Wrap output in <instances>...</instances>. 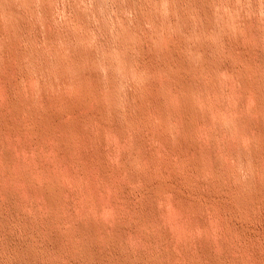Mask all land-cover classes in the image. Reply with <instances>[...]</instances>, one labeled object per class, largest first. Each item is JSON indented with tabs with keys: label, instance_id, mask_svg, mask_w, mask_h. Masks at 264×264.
Listing matches in <instances>:
<instances>
[{
	"label": "rangeland",
	"instance_id": "rangeland-1",
	"mask_svg": "<svg viewBox=\"0 0 264 264\" xmlns=\"http://www.w3.org/2000/svg\"><path fill=\"white\" fill-rule=\"evenodd\" d=\"M263 43L264 0H0V264H264Z\"/></svg>",
	"mask_w": 264,
	"mask_h": 264
},
{
	"label": "bare ground",
	"instance_id": "bare-ground-1",
	"mask_svg": "<svg viewBox=\"0 0 264 264\" xmlns=\"http://www.w3.org/2000/svg\"><path fill=\"white\" fill-rule=\"evenodd\" d=\"M5 3V2H4ZM183 3H184V0H183ZM28 4V3H27ZM181 4V3H180ZM5 5V4H4ZM26 7V6H25ZM9 9H10V7H9ZM4 16V15H3ZM5 18V17H4ZM16 19V18H15ZM5 25V24H4ZM26 36V35H25ZM17 37V36H16ZM244 39V38H243ZM264 44V43H263ZM263 51V50H262ZM86 56H87V54H86ZM213 56V55H212ZM83 59V58H82ZM182 65V64H181ZM118 67V66H117ZM79 68V67H78ZM28 70V69H27ZM103 71V70H102ZM213 71V70H212ZM182 72V71H181ZM178 73V72H177ZM8 74V73H7ZM15 74V73H14ZM10 75V74H9ZM13 75V74H12ZM65 75V74H64ZM225 75V74H224ZM183 76V75H182ZM5 77V76H4ZM12 77V76H11ZM14 77H16V76H14ZM227 77V76H226ZM174 78V77H173ZM177 78H179V77H177ZM15 79V78H14ZM198 79V78H197ZM3 80V79H2ZM17 80V79H16ZM162 80H164V79H162ZM213 80V79H212ZM211 80V81H212ZM230 80H232V79H230ZM12 81V80H11ZM10 81V82H11ZM208 81V80H207ZM218 81V80H217ZM174 82V81H173ZM227 82V81H226ZM179 83H180V81H179ZM106 84V83H105ZM104 84V85H105ZM152 84V83H151ZM176 84V83H175ZM197 84H198V81H197ZM230 84H231V82H230ZM9 85H10V83H9ZM207 85V84H206ZM226 85H228V84H226ZM234 85V84H233ZM92 87V86H91ZM229 87V86H228ZM231 87V86H230ZM15 88H16V86H15ZM155 88V87H154ZM217 88V87H216ZM227 90L229 89V88H226ZM0 90H2V91H6V88H5V86H4V83L3 82H1L0 81ZM108 90V89H107ZM231 90V89H230ZM236 90L237 89H235V91L233 90V92H236ZM1 92V91H0ZM89 93V92H88ZM98 93V92H97ZM197 93H199V92H197ZM205 93V92H204ZM11 94V93H10ZM206 94V93H205ZM18 95V94H17ZM141 95V94H140ZM233 95H234V93H233ZM232 95V96H233ZM240 95V94H239ZM187 96V95H186ZM196 96H198V95H196ZM231 96V97H232ZM1 97H3L2 96V94H1ZM80 97V96H79ZM5 98H6V96H5ZM76 98V97H75ZM82 98V97H81ZM197 98V97H196ZM202 96L200 97V100H204V98H202ZM3 99V98H2ZM10 99V98H9ZM26 99H27V97H26ZM77 99H79V98H77ZM76 99V100H77ZM105 99V98H104ZM80 100V99H79ZM91 100V99H90ZM207 100V99H206ZM3 101H5L4 99H3ZM26 101V100H25ZM43 101V100H42ZM78 101V100H77ZM3 103V102H2ZM65 103V102H64ZM198 103V102H197ZM85 104V103H84ZM211 104V103H210ZM216 104V103H215ZM235 104V103H234ZM1 105V104H0ZM73 105V104H72ZM129 105V104H128ZM228 105V104H227ZM232 105H233V103H232ZM236 105V104H235ZM235 105L233 106L234 107V109L233 110H235ZM251 105V104H250ZM252 105H253V103H252ZM2 106V105H1ZM7 106V105H6ZM13 106V105H12ZM75 106V105H74ZM213 106V105H212ZM242 106V105H241ZM198 107V106H197ZM246 107H248L247 105H246ZM245 107V108H246ZM49 108V107H48ZM68 108V107H67ZM89 108V107H88ZM3 109H4V107H3ZM11 109V108H10ZM91 109V108H90ZM247 109V108H246ZM246 109L244 110V112L246 111ZM248 109H249V107H248ZM248 109H247V111H248ZM4 110H6V109H4ZM49 110V109H48ZM74 110V107H70L69 108V110L68 111H73ZM76 110V109H75ZM78 110V109H77ZM86 110H88V109H86ZM95 110V109H94ZM183 110V109H182ZM65 111V110H64ZM67 111V112H68ZM2 112V111H1ZM5 113H6V111H4ZM66 112V111H65ZM83 112V111H82ZM88 112V111H87ZM95 112V111H94ZM14 113V112H13ZM61 113V112H60ZM59 113V114H60ZM74 113V112H73ZM72 113V114H73ZM235 113V112H234ZM7 114V113H6ZM58 114V115H59ZM91 114V113H90ZM224 114V113H223ZM223 114H222V118H223ZM246 114H250V112L248 111V113H246ZM66 115V114H65ZM70 115V114H69ZM68 115V116H69ZM74 115V114H73ZM226 115H227V113H226ZM229 115V114H228ZM3 116V115H2ZM5 116V115H4ZM59 116H61V115H59ZM179 116H180V113H179ZM236 116V115H235ZM249 116V115H248ZM57 117L58 116H55V115H52V116H48V117H46V119H49V120H51V121H55L56 119H57ZM213 116H211L210 118H212ZM218 119H219V117L218 116H216ZM225 117V116H224ZM227 117V116H226ZM73 118V117H72ZM76 118V117H75ZM190 118V117H189ZM188 118V119H189ZM214 118V117H213ZM212 118V119H213ZM96 119V118H95ZM104 119V118H103ZM179 119V118H178ZM224 119V118H223ZM2 120H3V118H2ZM23 120V119H22ZM65 120V119H64ZM200 120V119H199ZM21 121V120H20ZM180 121V120H179ZM211 122H212V120H210ZM213 121H215V120H213ZM225 121H226V119H225ZM229 121V120H228ZM42 122V121H41ZM50 122V121H49ZM56 122V121H55ZM58 122H59V120H58ZM64 122H66V121H64ZM209 122V121H208ZM3 123V122H2ZM21 123V122H20ZM47 123V122H46ZM95 123V122H94ZM203 123V122H202ZM36 124V123H35ZM51 124V123H50ZM79 124V123H78ZM97 124V123H96ZM115 124V123H114ZM64 125V124H63ZM210 125H212V124H210ZM209 125V126H210ZM228 125V124H227ZM31 126V125H30ZM69 126V125H68ZM202 126V125H201ZM207 126V125H206ZM72 127V126H71ZM214 127H216V125H214ZM235 127V126H234ZM253 127V126H252ZM45 128V127H44ZM201 128V127H200ZM200 128H199V130H200ZM6 129V128H5ZM22 129H24V128H22ZM206 129V128H205ZM232 129V128H231ZM253 129V128H252ZM25 130V129H24ZM43 130V129H42ZM47 130V129H46ZM54 130V129H53ZM65 130V129H64ZM68 130V129H67ZM236 130V129H235ZM8 131V130H7ZM39 131H40V129H39ZM204 131V130H203ZM206 131V130H205ZM233 131V130H232ZM14 132V131H13ZM43 132H44V130H43ZM42 132V133H43ZM204 133V132H203ZM236 133H238V132H236ZM27 134V133H26ZM37 134V133H36ZM47 134V133H46ZM234 134V133H233ZM233 134H232V136H233ZM1 135V134H0ZM4 135V134H3ZM224 135V134H223ZM237 135H239V134H237ZM243 135V134H242ZM245 135V134H244ZM46 136V135H45ZM48 136V135H47ZM58 136V135H57ZM162 136V135H161ZM1 137H3V136H1ZM0 137V138H1ZM7 137V136H6ZM30 137V136H29ZM33 137V136H32ZM35 137V136H34ZM160 137V136H159ZM203 137V136H202ZM226 137V136H225ZM22 138V137H21ZM47 138V137H46ZM69 138V137H68ZM85 138V137H84ZM229 138V137H228ZM237 138V137H236ZM7 139H8V137H7ZM18 139V138H17ZM20 139V138H19ZM70 139V138H69ZM231 140L233 139V138H230ZM237 139H239V138H237ZM34 140V139H33ZM182 140V139H181ZM240 140V139H239ZM5 141V140H4ZM9 141V140H8ZM11 141V140H10ZM9 141V142H10ZM25 141V140H24ZM91 141V140H90ZM118 141V140H117ZM205 141V140H204ZM234 141V140H233ZM9 142H7V143H9ZM109 142V141H108ZM200 142V141H199ZM203 142V141H202ZM242 142V141H241ZM5 143H6V141H5ZM156 143V142H155ZM259 143V142H258ZM1 144H2V142H1ZM0 144V145H1ZM19 144V143H18ZM26 144V143H25ZM45 144V143H44ZM118 144V143H117ZM5 145H7V144H5ZM9 145V144H8ZM14 145V144H13ZM31 145V144H30ZM52 145V144H51ZM233 145V144H232ZM11 146V145H10ZM26 146V145H25ZM35 146H37V144L35 145ZM34 146V147H35ZM61 146V145H60ZM120 146V145H119ZM258 146V145H257ZM27 147V146H26ZM120 147H122V146H120ZM162 147V146H161ZM3 148V147H2ZM6 148V147H5ZM38 148V147H37ZM41 148V147H40ZM64 149H65V147H64ZM63 150V149H62ZM122 150V149H121ZM51 151V150H50ZM68 151V150H67ZM259 151V150H258ZM261 151V150H260ZM3 152V151H2ZM66 152V151H65ZM48 153V152H47ZM56 153V152H55ZM49 154V153H48ZM228 154V153H227ZM53 155V154H52ZM1 156V155H0ZM50 156H51V154H50ZM55 156V155H54ZM42 157H44V156H42ZM192 157V156H191ZM219 157V156H218ZM8 158V157H7ZM70 158V157H69ZM181 158V157H180ZM225 159H227V158H225ZM264 159V158H263ZM13 160V159H12ZM53 160V159H52ZM9 161H10V159H9ZM69 161V160H68ZM146 161V160H145ZM7 162V161H6ZM254 163H255V160L253 161ZM116 163V162H115ZM158 163V162H157ZM227 163V162H226ZM7 163H5V165H6ZM9 164V163H8ZM10 164H11V162H10ZM263 164V163H262ZM213 165V164H212ZM220 165V164H219ZM254 165V164H253ZM54 167V166H53ZM198 167L200 168V166L198 165ZM213 168V167H212ZM255 168V167H254ZM67 169V168H66ZM257 169V168H256ZM260 168H258V170H259ZM64 170V169H63ZM88 170V169H87ZM261 170V169H260ZM264 170V169H263ZM72 171V170H71ZM102 171V170H101ZM65 172V171H64ZM88 172V171H87ZM260 172V171H259ZM4 173V172H3ZM6 173V172H5ZM261 173V172H260ZM13 174V173H12ZM63 174V173H62ZM14 175V174H13ZM124 175V174H123ZM178 175V174H177ZM67 176H68V174H67ZM134 176V175H133ZM65 177V176H64ZM92 177V176H91ZM168 177V176H167ZM16 178V177H15ZM72 178V177H71ZM22 179V178H21ZM37 179V178H36ZM38 180V179H37ZM18 181V180H17ZM31 181V180H30ZM67 181V180H66ZM72 181V180H71ZM22 182V181H21ZM76 182V181H75ZM108 182V181H107ZM68 183V182H67ZM70 183V182H69ZM80 183V182H79ZM204 183H205V181H204ZM253 183V182H252ZM1 184V183H0ZM4 184V183H3ZM6 184V183H5ZM4 184V185H5ZM168 184V183H167ZM93 186V185H92ZM168 186V185H167ZM167 186H165L164 184L162 185V184H160L159 183V185H156L155 187H154V190H155V192H159V193H163V192H167V191H169L170 190V186L169 187H167ZM90 187V186H89ZM229 188V187H228ZM10 189H12V187H10ZM90 189V188H89ZM150 189H151V187H150ZM20 190V189H19ZM12 191V190H11ZM94 191H97V190H95L94 189ZM24 192H25V190H24ZM154 192V191H153ZM175 192V191H174ZM233 192V191H232ZM258 193H259V191H258ZM13 194V193H12ZM67 194V193H66ZM112 194V193H111ZM177 194H179V193H177ZM253 194V193H252ZM98 195V194H97ZM29 196V195H28ZM63 196H65V194L63 195ZM220 196V195H219ZM259 196V195H258ZM186 197V196H185ZM233 197V196H232ZM236 197V196H235ZM259 198V197H258ZM191 199V198H190ZM220 199V198H219ZM218 199V200H219ZM235 199V198H234ZM262 199V198H261ZM260 199V200H261ZM264 199V198H263ZM22 201V200H21ZM182 201V200H181ZM252 200H250V202H251ZM220 202L222 203V201L220 200ZM224 202V201H223ZM236 202V201H235ZM77 203V202H76ZM228 203V202H227ZM252 203V202H251ZM262 203V202H261ZM184 205V204H183ZM104 206V205H103ZM105 207V206H104ZM251 207V206H250ZM262 207V206H261ZM20 208V207H19ZM260 209V208H259ZM23 210H25V209H23ZM108 210V209H107ZM173 210V209H172ZM230 210V209H229ZM232 210V209H231ZM234 210V209H233ZM248 210V209H247ZM250 210V209H249ZM254 210V209H253ZM85 211V210H84ZM177 211V210H176ZM263 211V210H262ZM110 212V211H109ZM230 212V211H229ZM232 212V211H231ZM261 212V211H260ZM264 212V211H263ZM78 213V212H77ZM104 213V212H103ZM174 213V212H173ZM209 213V212H208ZM107 214H108V212H107ZM176 214V213H175ZM229 214V213H228ZM16 215H17V213H16ZM178 215V214H177ZM167 216V215H166ZM172 216V215H171ZM180 216V215H179ZM178 216V217H179ZM80 217V216H79ZM82 217V216H81ZM187 217V216H186ZM263 217V216H262ZM15 218V217H14ZM83 218V217H82ZM170 218V217H169ZM172 218H174V217H172ZM177 218V217H176ZM255 218V217H254ZM79 219V218H78ZM175 219V218H174ZM179 219V218H178ZM248 219V218H247ZM260 219V218H259ZM181 220V219H180ZM192 220V219H191ZM237 220V219H236ZM176 221V220H175ZM179 223H181L180 221H178ZM187 222V221H186ZM255 222V221H254ZM18 223V222H17ZM182 223H184V222H182ZM223 223V222H222ZM171 224V223H170ZM172 224H174V222L172 223ZM178 224V223H177ZM184 224H186V223H184ZM198 224V223H197ZM194 225H195V223H194ZM159 226V225H158ZM179 226H180V224H179ZM182 226H183V224H182ZM224 226V225H223ZM160 227V226H159ZM173 227V226H172ZM187 227V226H186ZM260 227V226H259ZM23 228V227H22ZM180 228V227H179ZM175 229H177V228H175ZM174 229V230H175ZM181 229V228H180ZM222 229V228H221ZM179 230V229H178ZM181 230H183V229H181ZM184 231V230H183ZM196 231V230H195ZM179 232H180V230H179ZM209 232V231H208ZM212 232V231H211ZM226 232V231H225ZM16 233V232H15ZM182 232H180V234H181ZM184 233V232H183ZM34 234V233H33ZM175 234V233H174ZM173 234V235H174ZM179 234V233H178ZM16 235V234H15ZM22 235V234H21ZM20 235V236H21ZM182 235V234H181ZM28 236V235H27ZM171 237V236H170ZM175 238V237H174ZM176 238H177V236H176ZM186 238V237H185ZM127 239V238H126ZM18 240V239H17ZM78 240V239H77ZM211 240H213V239H211ZM175 241V240H174ZM192 241V240H191ZM214 241V240H213ZM44 242V241H43ZM25 243V242H24ZM184 243V242H183ZM1 246H2V244H1ZM6 248V247H5ZM15 248V247H14ZM167 248V247H166ZM138 249V248H137ZM140 249V248H139ZM143 249V248H142ZM145 249V248H144ZM29 250H30V248H29ZM10 253V252H9ZM12 253V252H11ZM20 253V252H19ZM24 255V254H23ZM90 255V254H89ZM10 256V255H9ZM16 256V255H15ZM28 256H30V255H28ZM168 256V255H167ZM12 258V257H11ZM14 258H16V257H14ZM25 258H27V257H25ZM110 258V257H109ZM13 259V258H12ZM29 260V259H28ZM14 261V260H13ZM17 261V260H16ZM30 262V261H29ZM17 263H18V261H17ZM16 263V264H17ZM21 263H23V262H21ZM30 264V263H29ZM40 264V263H39ZM109 264V263H108Z\"/></svg>",
	"mask_w": 264,
	"mask_h": 264
}]
</instances>
